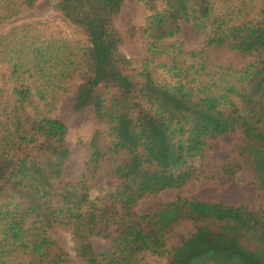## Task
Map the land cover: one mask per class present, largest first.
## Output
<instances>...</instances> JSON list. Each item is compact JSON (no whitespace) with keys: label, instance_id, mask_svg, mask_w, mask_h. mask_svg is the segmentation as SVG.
<instances>
[{"label":"trees","instance_id":"obj_1","mask_svg":"<svg viewBox=\"0 0 264 264\" xmlns=\"http://www.w3.org/2000/svg\"><path fill=\"white\" fill-rule=\"evenodd\" d=\"M37 1L3 0L1 21L21 16ZM141 1L153 9L157 0ZM162 1L164 11L141 30L149 51L165 52L160 43L178 36L182 24L192 26L205 37L199 55L218 48L253 60L232 70L240 76L236 85L190 80L192 72L206 70L203 60L177 76L179 88L160 84L122 53L115 21L126 0H60L54 10L68 31H57L54 22H32L0 36V58L55 73L59 86L79 80L73 111L92 109L94 121L105 127L82 144L87 155L80 181L66 182L68 128L57 119L32 117L33 82L2 75L13 89L5 96L0 90V196L18 199L2 234L11 246L37 256L36 264H61L46 261L55 228L71 233L84 264H139L147 254L167 264H264V0H223L220 11L217 0ZM226 135L241 137L235 156L221 167L226 182L248 172L262 201L259 211L179 196L155 214L136 212L142 201L181 193L206 177L212 145ZM109 158L114 167L108 178L117 186L92 200ZM183 224L194 234L170 248L169 237ZM94 239L112 241L113 251L96 255Z\"/></svg>","mask_w":264,"mask_h":264},{"label":"rangeland","instance_id":"obj_2","mask_svg":"<svg viewBox=\"0 0 264 264\" xmlns=\"http://www.w3.org/2000/svg\"><path fill=\"white\" fill-rule=\"evenodd\" d=\"M59 2L60 0H38L33 8L21 16L5 21L0 19V36L7 34L17 26L32 22H54L57 31H68L60 23L59 13L54 10V6ZM223 2V0H217L216 9L218 11L223 9ZM2 5L3 0H0V10ZM164 9L165 5L162 0H157L153 9L147 8L141 0H126L121 15L115 21L116 29L124 38L125 44L122 51L124 56L135 62L138 67L148 69L160 84L178 86L179 88L180 81L177 76L184 77L186 75L184 71L188 67L199 60H203L206 63V70L201 72L202 75L196 74L195 71L192 72L190 80H202L206 83L213 81L218 84L221 83L222 87L227 86L225 83L227 80L231 82L232 86L236 85L240 76L233 77L232 70H241L253 60L239 53L218 48L210 49L207 55H199L204 49L205 37L200 32L195 31L192 26L182 24V30L178 36L160 43L165 52L162 50L155 51V53L159 52L158 55H155L149 51L148 42L142 36L141 30L146 26L151 15L161 13ZM131 29L135 30L134 34H132ZM193 53H197L198 56L192 58ZM0 60V90L4 91V96L12 91L13 86L12 84H5L2 75L4 73L10 75L17 73L25 82H33L30 84L32 89L30 115L32 117L44 116L57 119L68 128L67 143L71 149V158L65 167L64 179L70 183L79 182L84 172L87 155L82 144L90 141L94 132L105 131L104 126L94 121L92 109L81 113L73 111L76 91L81 82L79 80L69 83L62 82L59 86V79L56 78L55 73H45L31 65H22L20 61L12 60L7 55L1 57ZM174 67H178L179 72L170 70ZM34 74H36L35 77H33ZM39 74L40 77L36 80V76ZM222 76L226 77L221 82ZM193 86L194 88L197 87L196 84ZM41 97H44V100ZM173 105L178 108L181 106L177 101ZM240 143L241 137L232 135H226L215 141L206 164L208 168L206 177L187 186L181 193L167 191L157 198H148L139 204L136 212L139 215L155 214L162 206L173 203L179 196L229 206L246 205L254 212L259 211L262 201L259 198L260 194L257 187L249 177V173L244 171L236 183L227 184L221 168L235 156ZM113 167L114 159L111 158L102 165L99 178L93 184L92 200L102 193H110L115 190L117 182L108 178ZM17 203L18 199L11 194L0 196V239L2 240L0 242V252L2 253L0 264H36L39 259L37 256L34 257L30 252L11 246L2 234L3 229L10 222L9 214L16 211ZM31 223L32 219L30 218L25 228L28 229ZM193 234L194 228L189 224H183L169 237V247H180ZM48 236L52 246L48 249L47 262L59 260L61 264H84L80 255L83 251L78 250L69 231L63 228H55L49 231ZM113 247L112 241L94 239L92 242V248L96 255L111 253ZM139 260V264H167L166 260L158 259L150 254L140 257Z\"/></svg>","mask_w":264,"mask_h":264}]
</instances>
